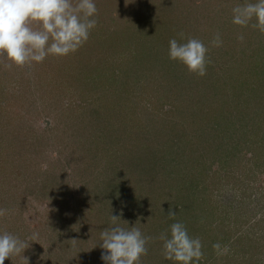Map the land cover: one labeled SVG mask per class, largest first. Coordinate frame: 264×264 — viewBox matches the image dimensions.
<instances>
[{
    "label": "rangeland",
    "instance_id": "374dc122",
    "mask_svg": "<svg viewBox=\"0 0 264 264\" xmlns=\"http://www.w3.org/2000/svg\"><path fill=\"white\" fill-rule=\"evenodd\" d=\"M174 1L177 5L185 0ZM186 1L193 14L204 16L200 37L212 28L210 22L217 24L203 40L209 48L206 75L190 73L181 65L190 81L166 82L161 59L167 60L168 55L155 61L147 57L156 45L159 48L161 37L160 42L147 40L138 46L148 30L147 22L154 27L160 20L165 29L179 23L175 11L161 13L172 12L174 6L171 2L168 9L163 7V0H96V27L77 51L24 66L0 56V208L6 210L0 217V231L27 242L23 255L28 264H104L103 249L97 244L100 232L112 226L110 213L120 216L121 226L127 227L125 221L130 226L135 223L152 237L141 264H173L164 259L159 237L176 221L201 240L200 264H264V137L259 135L264 128H257L255 120L249 122L255 102L260 104L254 100L257 81L253 74L244 75L243 66L237 64L234 72L229 67L235 61L255 59V52L250 55V42H240V30L230 32L226 28L231 23L223 25L238 0H222L224 7L217 5L220 0H207L204 7L201 0ZM193 14L178 25L174 34L178 41L191 38L190 30H198ZM168 33H163L164 38ZM217 33L223 43L213 47L210 41ZM170 67L180 70L179 65ZM221 71L226 75L221 77ZM213 74L226 80L219 94L191 90L195 80L200 83ZM146 76L157 77L166 96L172 92L170 84H182L187 101L193 98L199 104L192 107L184 99L178 103L173 93V100L159 98ZM209 80L215 81L212 76ZM232 86L239 87V96ZM221 94L225 103L218 97ZM243 99L251 102L236 107ZM213 103L212 112L208 111ZM171 106L176 110L168 118L145 120L149 112L153 116ZM226 116L230 123L224 119L214 124L216 118ZM181 137L189 139L182 146L188 149L184 163L177 161L180 156L171 158V151H159L160 146L179 143ZM144 141L156 150L152 163L147 161L152 155ZM226 149L231 156H212ZM130 156H140L146 166L140 180L128 173L135 160L124 167V159ZM160 162L166 163L162 170L169 174L165 184ZM114 187L126 193L121 204L109 195ZM140 187L148 195L134 193ZM151 190L158 195L152 196ZM176 205L181 212L169 218V209ZM215 243L227 245L229 253L217 255ZM250 256L260 260L245 262ZM27 261L13 255L4 264Z\"/></svg>",
    "mask_w": 264,
    "mask_h": 264
},
{
    "label": "clouds",
    "instance_id": "9594fccd",
    "mask_svg": "<svg viewBox=\"0 0 264 264\" xmlns=\"http://www.w3.org/2000/svg\"><path fill=\"white\" fill-rule=\"evenodd\" d=\"M97 12L96 0H0V56L16 66L42 63L48 56H67L88 40L97 24ZM231 23L264 34V0L238 2L231 9ZM238 39L243 40V35ZM210 43L213 47L222 45L219 33ZM208 51V46L197 38L168 41L169 60L181 63L199 76L206 75ZM5 215L6 210L0 208V217ZM167 215L174 219L176 212L169 209ZM110 220L112 226L100 232L97 244L103 249L104 264H141L152 237L145 235L135 223L130 226L125 221L127 227L121 226L119 215L110 213ZM159 239L164 259L173 264H200L204 257L201 240L191 236L180 221L171 223ZM212 247L219 256L230 251L220 243ZM27 248V242L19 236L0 231V264L13 255H22L27 261L23 255Z\"/></svg>",
    "mask_w": 264,
    "mask_h": 264
},
{
    "label": "trees",
    "instance_id": "16d2710c",
    "mask_svg": "<svg viewBox=\"0 0 264 264\" xmlns=\"http://www.w3.org/2000/svg\"><path fill=\"white\" fill-rule=\"evenodd\" d=\"M186 1V0H185ZM185 1H183V3L181 4L179 1H177V5H176V1H174V0H163V7H166L167 9H168V7L166 6L167 4H170L171 2H173L174 3V6H173V11L172 12H170L169 11V9L167 10V11H165V10H163L161 13L163 14V13H165L166 15L167 14H172V13H174V11L176 12L175 13V19L177 18V21L179 22V23H177L176 25H175V23L172 25V26H170L169 27V29H165V28H162L161 26H160V20H159V22H158V24L156 25V26H154V27H151L150 26V22H147V26H148V30H147V32H144L143 31V33H145V34H143L141 37H143L142 39V42L138 45V46H141V44L142 45H145V43H146V41L147 40H149V41H154V40H156V41H154V42H160V40L158 41V38L159 39H161L162 38V43H160V46H159V48H158V46L156 45V51H154V52H148V58H149V56L151 55V57L149 58V59H151V60H153V61H155V60H159V56H160V58L162 57V55H165V54H167L166 53V51H167V49H168V41L171 39V38H176V35H174L175 34V32H176V29H177V27H178V25L182 22V20L184 19H186V17H189L191 14H193V12H192V10H193V8H192V5L190 6V5H188V6H186L185 4L187 3V1L185 2ZM206 1L207 0H201V2H202V6L204 7V6H206L205 4H203V2L204 3H206ZM208 1H211V0H208ZM236 2H241V0H238V1H236ZM221 4V6L222 7H224L223 6V3H222V0H220L219 1V3L217 4V5H220ZM161 5H162V3H161ZM200 5V4H199ZM198 7H200L201 8V6H197V8ZM222 9V8H221ZM219 16V18H220V15H218ZM227 16V15H226ZM206 17V16H205ZM200 18H204V16H202V14L201 13H194L193 14V19H192V23L198 28V30L196 31V32H192L191 30H190V36L189 37H191V38H197V39H199V40H201V41H203L204 40V38L205 37H207V36H209V35H211V34H213V31L215 30V28H216V26H217V24L215 23V24H212L211 22H210V24H211V26H212V28L209 26L208 27V30H206L205 31V33L200 37V33H199V28H200V24H201V20H200ZM228 18L229 19H227V21H226V23H224L223 25H225V24H228V23H231V13H230V15H228ZM218 25H220V24H218ZM228 28H226L228 31H234V30H236V31H238V30H240V32H242V35H243V37H244V39L246 40V42L244 41V39L243 40H240V42L241 41H243L242 43L243 44H245V43H251L250 45H252L251 46V48H252V52L250 53V55L251 54H254V52H255V59L253 58V59H251V61H248V62H244V60L243 61H241V63H239V62H237V61H235V62H232V65H229V67H233V72L235 71V67H236V65L238 64V66H243L245 69H246V72H244V75H247L246 73L248 72L249 73V75H251V74H253V75H255L256 76V87H257V92L255 93L256 95H257V98H254V100L255 101H259L260 102V104H258V103H256L255 102V104H256V109L255 110H251V112H250V115H249V122L251 121V120H255L256 122H255V125H257L256 127L257 128H264V62H262L263 60H264V34H262V33H260L259 31H257V30H255V29H253V28H251V27H244V28H241V27H239V26H236V25H233L232 23L230 24V25H228L227 26ZM211 28V29H210ZM168 31L169 33H168V35L166 36V38H164V32L165 31ZM139 32H141V30H139ZM212 32V33H211ZM219 32L221 33V30L219 29ZM244 34H247L246 35V37H245V35ZM213 36V35H212ZM161 37V38H160ZM212 38V37H211ZM182 41H185V39H184V37H183V40ZM238 42H239V40H238ZM254 42H255V47H254ZM205 43H206V41H205ZM153 48H155V47H153ZM161 49H163V51L161 50ZM242 54V53H241ZM245 55L246 56H248V58H249V54H247L246 52H245ZM258 57H260V59H259V61H257V58ZM165 58H166V56H165ZM161 62H162V64H163V66H164V68L166 69L165 70V72L167 73V79H166V82L167 81H174V79L176 78V79H179V80H185V79H189V81H190V77H188V74H185V72H184V69H182L184 66H182V68H181V63H179V62H173L172 60H168V58H167V60H162L161 59ZM179 65V67H180V70H179V72H177V69L175 68L174 70L172 69L171 70V67H170V65ZM248 67L250 68L251 67V69L250 70H248ZM239 70H241V69H239ZM225 72L226 73H230L229 71H228V69L227 68H225ZM224 71H221V73H220V75L221 74H223V75H221V77H223V76H225L226 75V73H225ZM153 72H149V73H147V75H154V74H152ZM143 76H144V74H142ZM190 75V74H189ZM219 75V76H220ZM240 75H242V73L240 74ZM155 76V75H154ZM210 76H212L213 78H214V80L215 81H211V80H209V77ZM146 77H148L149 78V80H150V83H154V88H152V91L154 90L155 92H157L158 94H159V98L160 97H165V98H163V99H168V101H169V99L170 100H173L174 99V96H173V94L175 95V99L177 100V102L178 103H180V99H184V100H186L185 102L186 103H188V105H190V106H192V107H194L195 105H197V104H199V101L198 100H193V98L192 99H190L189 101H187V99L188 98H186L185 96H187L186 94H187V91L185 90L183 93H182V91H181V87H182V84H179V83H175L174 82V84H170L169 85V87L171 88V91L172 92H170V94H169V96H166V92H165V95H162L161 94V92H162V87H161V82H157L158 81V78L157 77H154V78H150L151 76H146ZM244 78H248V80L251 82V83H253L251 80V78L250 77H244ZM224 81H226V80H223V79H221V78H218L217 76H216V74H213V75H208V76H206L204 79H201V82L200 83H198V82H196V80H195V82L190 86V88H191V90H193V91H195V92H198L200 95H203V94H206L207 92H210V91H213V92H215L214 90H217L218 91V93L217 94H219L222 90H224L225 89V86H226V83L224 82ZM246 82H248L247 80H245ZM164 83V82H163ZM254 84V83H253ZM223 85H224V87H223ZM184 87V86H183ZM211 88V89H210ZM236 88L235 87H233L232 86V88H231V90L232 91H234L233 93L234 94H238V96H239V94H241V92H240V89H239V87H237V89L235 90ZM252 89V88H251ZM150 91V89L148 88V92ZM167 91V90H166ZM174 91V92H173ZM173 93V94H172ZM185 95V96H184ZM224 95L225 94H221L220 96H218V97H220L221 98V102L222 103H225V100H223V97H224ZM208 96V95H207ZM242 97V96H241ZM205 98H206V96H205ZM243 98V97H242ZM192 101V102H191ZM234 101V100H233ZM176 102V103H177ZM239 103L236 105V107H238V106H246V105H249L248 104V102H251V100H249V99H243V100H239L238 101ZM252 103H254V102H252ZM209 105V104H208ZM214 105V103L212 104V105H209V109H208V111H211L212 112V110H211V108H212V106ZM222 104L221 103H219L218 105H217V107L219 108L220 106H221ZM173 107V108H172ZM174 110H172V109ZM171 108H169L168 110H166V111H163L162 113L161 112H157V113H155V114H153V116H152V113H148V114H146V115H144V117H145V120L146 121H153V120H151V118L150 117H152V119H154L155 117H156V119H158L159 118V120H161V119H163L164 117L165 118H168V116H171V115H173L174 113H175V110H176V108L174 107V106H171ZM215 109V108H214ZM220 109V108H219ZM216 110V109H215ZM217 111H222V110H217ZM172 112H174L173 114H170V113H172ZM163 114V115H162ZM213 114H216V113H214L213 112ZM212 114V115H213ZM163 117V118H162ZM223 117H225V116H223ZM223 117H219V118H212V119H215L214 120V124L217 122V121H220V120H222V121H224V119L228 122V123H230V119L226 116V118H223ZM190 118H192V115H188V119H190ZM230 120V121H229ZM170 122H171V120H169ZM171 124L172 123H170V126H171ZM242 126H245V125H242ZM172 129V128H171ZM260 134V136H262V137H264V132H259ZM186 139H188V138H179V143H177V144H172V146H168V147H164V149H163V146H160V150L159 151H171V153H173L174 154V156H172L171 158H173V159H175V160H177L176 159V156H180L181 157V159L180 160H177V161H181L182 163H184L186 160H188L187 158H183V156H187V155H185V154H183V153H187V151H188V149H184V148H182V146H184L185 144L184 143H187V141H185ZM222 139V138H221ZM189 140V139H188ZM145 142V145H146V148L147 149H149V155L151 154L152 156H147V161H149L150 160V163H152V159L154 158V156L153 155H155V152H156V150H154V149H152L151 148V146L146 142V141H144ZM181 143H183V144H181ZM262 148H264V145H262ZM152 149V150H151ZM217 150V149H216ZM216 150H214V152L216 151ZM222 153L220 154V152L219 151H216L215 153H213V155L212 156H231L232 155V153H231V151H228V149H226V150H223V151H221ZM228 152L230 153V154H228ZM263 153H264V150H263ZM125 162H124V167H125V169H126V166L129 168L130 167V162L128 163V161H131V160H135L136 161V164L135 165H133V167H131L132 168V170H131V172H128L129 174H135L136 175V177H138L139 176V180H140V176L142 175V174H144L145 172H144V170H145V168H146V166H144L143 164H142V161H141V158H140V156H130V157H126L125 159ZM190 161H192V159H189ZM193 162H197L196 160H194ZM126 163V164H125ZM161 163V171H163V175L165 176V179H164V184L167 182L166 181V179H167V177L169 176V174H166L167 173V171H165V170H162V169H166V167H165V165H166V163H162V162H160ZM179 165V164H178ZM177 165V166H178ZM190 167V166H189ZM151 171H153V167L150 169ZM179 174H182L181 172H178ZM146 174V173H145ZM161 174V175H162ZM162 175V176H163ZM116 177V176H115ZM162 178V177H161ZM181 178H183V176H181ZM184 178L186 179V175L184 174ZM137 179V178H136ZM162 182H163V180H161ZM181 185H183L184 183H185V180L184 179H181ZM179 184V183H178ZM185 187V186H184ZM187 188V187H186ZM122 190V188H116V187H114L113 189H111V190H109V195H111L112 196V198H113V200L114 199H117L118 200V202L121 204L122 202H121V200H123V199H125L124 198V195L126 194V193H124L123 191H121ZM125 190V189H124ZM142 193V194H144L143 193V188L142 187H140V188H138V190H136V192H134V193ZM151 193H152V196H157L158 195V192H155L154 190H151ZM144 195H148V194H144ZM121 198V199H120ZM130 199V198H129ZM154 199L155 200H158V198L157 197H154ZM132 200V202L133 203H135L136 201H135V199H131ZM118 202H117V204H118ZM135 204H137V203H135ZM132 205V204H131ZM130 207H132V206H130ZM173 211H178V212H181L178 208H177V205H176V207L174 206L173 208H171ZM181 214H183V213H181ZM249 252H251L252 253V251H249ZM258 259V257H254V256H250V257H248L247 259H245L244 261L245 262H249V263H252L253 261H254V259ZM258 260H260V259H258Z\"/></svg>",
    "mask_w": 264,
    "mask_h": 264
}]
</instances>
